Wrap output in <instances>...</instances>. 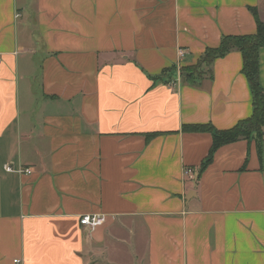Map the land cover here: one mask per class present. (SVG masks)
Here are the masks:
<instances>
[{
	"label": "crops",
	"instance_id": "obj_1",
	"mask_svg": "<svg viewBox=\"0 0 264 264\" xmlns=\"http://www.w3.org/2000/svg\"><path fill=\"white\" fill-rule=\"evenodd\" d=\"M251 8L264 21V0H0V264H264V139L200 170L213 135L183 129L251 115L239 50L181 77L254 33Z\"/></svg>",
	"mask_w": 264,
	"mask_h": 264
},
{
	"label": "trees",
	"instance_id": "obj_2",
	"mask_svg": "<svg viewBox=\"0 0 264 264\" xmlns=\"http://www.w3.org/2000/svg\"><path fill=\"white\" fill-rule=\"evenodd\" d=\"M256 18L254 33L244 35H222L217 47H206L204 52L196 59V63L181 68V77L186 82L194 83L204 77L212 78V63L219 56L237 49L242 57V73L247 79L249 89L252 93V113L248 118L238 121L233 127L227 129H216L211 124H191L183 126L185 131L210 132L213 135L210 151L201 162L200 170L207 167L214 152L222 144L232 143L238 139H253L261 155V145L264 139V88L259 85L258 56L259 50L264 47V21H260L256 8H251Z\"/></svg>",
	"mask_w": 264,
	"mask_h": 264
},
{
	"label": "built area",
	"instance_id": "obj_3",
	"mask_svg": "<svg viewBox=\"0 0 264 264\" xmlns=\"http://www.w3.org/2000/svg\"><path fill=\"white\" fill-rule=\"evenodd\" d=\"M183 53L184 50L179 49V55L182 56ZM0 70H1V57H0ZM4 168L9 171L12 170V168L7 164L4 165ZM15 170L21 173H30L32 171L31 169H26L21 167ZM184 174L187 175L189 178H191L192 171L190 169H186L184 171ZM105 219H106V215L104 214H98V213L83 214L79 217V224L84 227L95 228L96 226L103 224L105 222Z\"/></svg>",
	"mask_w": 264,
	"mask_h": 264
}]
</instances>
